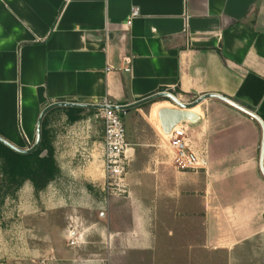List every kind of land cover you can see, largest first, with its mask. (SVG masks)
Returning <instances> with one entry per match:
<instances>
[{
	"label": "crops",
	"instance_id": "crops-1",
	"mask_svg": "<svg viewBox=\"0 0 264 264\" xmlns=\"http://www.w3.org/2000/svg\"><path fill=\"white\" fill-rule=\"evenodd\" d=\"M161 94L200 117L188 134L202 168H173L146 103L121 111L130 196L97 198L101 110L82 113L102 124L86 149L77 147L80 123L67 139L59 132L60 118L69 121L61 108L75 107L43 113L55 104L127 108ZM223 98L264 124V0H0V138L33 149L43 116L60 170L39 199L30 184L20 193L25 259L160 264L200 250L214 264H264V129ZM88 119L86 129L97 130ZM72 228L81 236L75 248ZM61 242L73 253L59 257Z\"/></svg>",
	"mask_w": 264,
	"mask_h": 264
},
{
	"label": "built area",
	"instance_id": "built-area-1",
	"mask_svg": "<svg viewBox=\"0 0 264 264\" xmlns=\"http://www.w3.org/2000/svg\"><path fill=\"white\" fill-rule=\"evenodd\" d=\"M139 16V12L132 11L126 22V26L130 27L132 21ZM126 63L130 65V59H126ZM113 69V67H109ZM130 67L124 69L129 73ZM101 119L104 126V184L103 193L108 198H126L130 196V188L128 184V171L130 164L129 144L126 139V131L121 116V111L116 109L118 106L110 103L102 104ZM190 124L183 123L173 129L168 135L169 151L171 164L174 169L181 172H196L202 168V161L197 152L192 147L189 139ZM80 235L76 236L75 230L71 229L68 239V247L75 248L80 245ZM55 260L53 254L40 261V264H47Z\"/></svg>",
	"mask_w": 264,
	"mask_h": 264
},
{
	"label": "rangeland",
	"instance_id": "rangeland-1",
	"mask_svg": "<svg viewBox=\"0 0 264 264\" xmlns=\"http://www.w3.org/2000/svg\"><path fill=\"white\" fill-rule=\"evenodd\" d=\"M166 102H169V104H165L168 106H172V108H178V105L174 103L171 100H165ZM194 102L188 103L192 104ZM160 101H155L153 103L147 104L144 109L143 113L146 114L147 117L151 120V122L155 125V127L158 129L160 135H161V146L162 147H169V139H167L160 129L159 124V118L158 113L155 114L154 118L151 117L152 110L155 106H159ZM173 108V109H174ZM123 112V111H122ZM84 119L78 123H80V127L75 132L76 140L78 142L77 147H81L82 149H86V147H92V145H88L87 141L90 139L89 137H100L101 135V129L102 124H100L99 119L94 117V114H84L82 115ZM91 118L93 121H95V125H97V130L91 129V131L86 129V121ZM125 118H123V122L126 124L127 128V121H124ZM153 119V120H152ZM60 125H59V132L62 133L63 139H67L68 132H70V126H72L73 123L70 121H65L60 118ZM85 122V123H82ZM93 124V123H92ZM101 127V129H100ZM49 131V142H51V138H55V136L50 135ZM98 141V140H97ZM88 146H87V145ZM99 146V145H98ZM82 149L80 151L82 152ZM167 150V149H166ZM165 150V151H166ZM43 154V153H42ZM2 176L0 173V264H34L31 260H26V255L23 254L24 252L28 253L29 251V244L25 238H23L25 231H22V220H21V212L19 211V205H20V193L22 192L24 186L26 184H30L29 182L25 183L24 186L20 189L18 193H16L14 196H5L3 194L2 189H6L7 184H3V181L1 180ZM31 185V184H30ZM100 188V187H99ZM101 189V188H100ZM97 198L101 199H109L104 193V195L101 192H98L96 189L95 191ZM40 195V194H39ZM34 197H36L34 195ZM40 198V196H39ZM37 196V199H39ZM123 198V197H122ZM55 217L57 218L58 215ZM99 217V216H98ZM58 223H62L63 219L61 216H59ZM21 226V227H20ZM73 229V228H72ZM71 230V229H70ZM60 248L62 249V255L59 254V257H66V254L73 253L72 249L67 248L63 242H61ZM23 252V253H22ZM205 251H193L192 253H184L179 256H172L168 259H165L163 261H158L160 264H214L213 261L210 260V258L206 257ZM29 257V256H27ZM42 259L36 260L38 264H40V261ZM219 264H226V261L219 260Z\"/></svg>",
	"mask_w": 264,
	"mask_h": 264
},
{
	"label": "trees",
	"instance_id": "trees-1",
	"mask_svg": "<svg viewBox=\"0 0 264 264\" xmlns=\"http://www.w3.org/2000/svg\"><path fill=\"white\" fill-rule=\"evenodd\" d=\"M67 111L71 123L84 119L80 108H61ZM47 151L44 157L42 153ZM59 167L54 157V150L49 142V132L42 124L41 141L39 147L32 153L19 154L0 143V173L3 184H7L5 196H14L25 183L29 182L37 197L54 182L59 175Z\"/></svg>",
	"mask_w": 264,
	"mask_h": 264
},
{
	"label": "water",
	"instance_id": "water-1",
	"mask_svg": "<svg viewBox=\"0 0 264 264\" xmlns=\"http://www.w3.org/2000/svg\"><path fill=\"white\" fill-rule=\"evenodd\" d=\"M163 97H167V98L173 100L174 102L178 103L177 100L173 96L161 94V95L146 99L144 101H141L140 103H137L136 105H133V106H130L127 108L126 107H117L116 109H118L120 111L132 109V108L138 107V106L146 104V103H150L156 99L163 98ZM223 100L226 101L227 103H229L230 105L236 107L237 109L243 111L244 113L248 114L249 116L253 117L257 121H259L260 124L262 125L263 129H264V124H263L262 120L257 115L251 113L250 111H247L246 109H243L242 107L230 102L227 99L223 98ZM178 105L181 107L180 109L164 108V109L159 110V112H158V117L160 120L161 129L165 135H170L172 133L173 129L176 128L177 126H179L180 124L188 123L190 125H197L200 122V117L196 113L191 112L192 107L185 105L183 103H178ZM60 106L75 107V108H80V109L86 108V109H100V110L104 108L102 106L79 105V104H55V105L48 107V109L43 113V116L47 111L54 109V108H57V107H60ZM43 116H42V118H43ZM42 118L40 119V122H39L38 142L33 149L28 150V151L20 150V149L14 147L13 145H11L10 143H8L7 141L3 140L2 138H0V143H2L3 145L8 147L9 149H11L14 152L19 153V154H29V153L34 152L39 147L40 141H41ZM263 141H264V137H263ZM46 154H47V151H44L43 154L41 155V157H44ZM262 170L264 171L263 164H262Z\"/></svg>",
	"mask_w": 264,
	"mask_h": 264
},
{
	"label": "bare ground",
	"instance_id": "bare-ground-1",
	"mask_svg": "<svg viewBox=\"0 0 264 264\" xmlns=\"http://www.w3.org/2000/svg\"><path fill=\"white\" fill-rule=\"evenodd\" d=\"M162 105H165V104H160L159 106L157 105V106H155L154 107V109L152 110V115H151V117L152 118H154V116H155V114L156 113H158V111H159V107H161ZM195 111H197V110H195ZM159 118V117H158ZM153 120V119H152ZM160 121V120H159ZM161 126V125H160ZM165 135V134H164ZM165 137L167 138V139H169L170 137L168 136V135H165Z\"/></svg>",
	"mask_w": 264,
	"mask_h": 264
}]
</instances>
